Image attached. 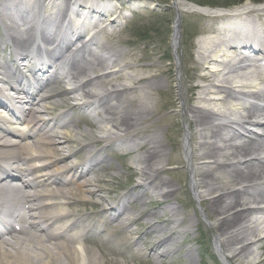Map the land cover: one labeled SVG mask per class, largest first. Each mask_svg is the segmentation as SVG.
<instances>
[{
  "label": "bare ground",
  "instance_id": "1",
  "mask_svg": "<svg viewBox=\"0 0 264 264\" xmlns=\"http://www.w3.org/2000/svg\"><path fill=\"white\" fill-rule=\"evenodd\" d=\"M148 3L0 0V26L6 33L1 56L8 46L12 50V57L0 63V82L15 91L17 103L31 104L24 116L7 119L15 114V104L2 98L0 91L4 112L0 114V218L6 219H0V264H117L103 255L118 254L124 245L128 251L123 258L139 256L144 245H149L145 253L168 257L175 253V237L190 234L189 227L196 225L195 218L187 229L181 228L186 218L179 206L167 202L180 188L160 176L172 150L161 139L159 126L165 120L170 127V114L152 120L173 106L162 99L163 81L167 86L172 81L170 69L160 57L152 62L151 57H139L132 49L118 50L103 39L114 35L123 18L120 6ZM172 4L180 13L193 10L212 17L206 19L191 53V86L184 85L180 62L175 65L176 109L187 115L182 147L190 189L206 218L214 219L211 228L221 261L257 264L247 260L256 256L257 243H264V132L263 136L253 132L256 127L264 130V5L231 12L185 0ZM89 30L92 33L84 39ZM172 40L177 47L178 25ZM76 41L82 44L75 46ZM58 82L70 85L62 94L72 95V108L83 112L86 120L95 118L101 130L108 124L101 139L116 142L133 155L139 181L132 191L140 189L133 202L140 204V215L132 216L133 204L120 196L112 205L99 189H86L100 186L92 175L105 159L94 161L97 150L89 142L80 143L79 150L89 157L94 154V162L71 161L72 143L89 132L69 129L74 122L60 120L65 110L54 117L42 116L50 113L49 96L39 92ZM150 120L156 126L139 127ZM66 173L77 175L65 179ZM84 192L108 206L93 201L84 206L89 210L84 216L70 220L79 214L71 205L86 203ZM153 194L167 203L155 208ZM95 213L102 215L104 225L92 222ZM90 230L103 233L105 241L97 244L98 251L86 244L85 232ZM163 232L167 235L149 242L151 234ZM159 248L163 249L158 252Z\"/></svg>",
  "mask_w": 264,
  "mask_h": 264
},
{
  "label": "rangeland",
  "instance_id": "2",
  "mask_svg": "<svg viewBox=\"0 0 264 264\" xmlns=\"http://www.w3.org/2000/svg\"><path fill=\"white\" fill-rule=\"evenodd\" d=\"M148 1L150 3L147 5L132 8V11H128V8L131 9V7L126 8L127 6L125 5L119 7L118 13L121 14L123 18L120 19L119 24L115 27L114 35L106 36L103 39L108 40L110 44H115L118 50L125 52L132 49L139 57H151L153 59L152 62H158V58L160 57L164 64L169 67L172 81L168 86L163 81L162 89L165 94L163 96L160 94V98L162 96L163 100L171 101L173 106L171 108H165L152 120L156 121V119H159V117L167 111V113L170 114V120H167L170 127H166L165 120H161L162 124L160 123L159 126L162 129L160 134L161 139L165 143L167 142V148L170 149L171 147L172 150L167 161L163 163L165 169L160 173V176L161 178L171 182L175 188H180L174 196L168 198L167 202L172 205L179 206L182 212L181 215L186 218L184 223L181 224V228L187 229L189 227V222L195 218L197 221L196 225L189 227L191 231H189L190 234L175 237V241L173 242L175 253L168 257L156 258L148 253H145L149 245L142 246L144 249L139 256H125L124 259L122 255L128 251L127 245H124L120 246L121 249L118 254L117 252H111V255L114 256L113 258L111 255L107 254H104L103 257L108 256L110 260L115 259L117 260V264H224L221 261L215 247V233L211 228V224L214 219L211 220L210 218H206L202 206L199 204L198 200L195 199L190 189V173L186 166V160L182 147V138L185 131L184 125L187 123V115H182V112L178 108L176 109L177 96L176 83L174 81L176 73L175 65L177 62H180L184 85L187 87L191 86V53L194 52L195 42L202 36L201 34L204 33L202 28L205 25L206 19H211L212 17L191 10L182 11L180 15V26L178 29V44L177 47H175L173 45L172 38L174 35L176 10L171 0ZM188 1L200 3L202 0ZM203 1L212 2L213 5L217 6L216 8H221L218 6H222L233 0ZM242 4L248 5V8H258L260 6H255L254 3L252 5L251 0H244L241 2V5ZM263 5L264 3H262L261 6ZM236 7H238V5ZM231 8L234 7H230L229 10ZM133 9H137V12L133 13ZM242 11L243 10H240L238 12ZM4 34V28L0 26V48H2V45H5ZM142 35H145L146 39L142 38ZM3 53L4 54L1 56L0 52L1 64L5 63L7 59L12 57V50L9 46ZM148 60L149 59L143 60L142 63H146L145 61ZM103 71H105V69L97 70V72ZM125 71H128V69H125ZM0 85L4 84L0 82ZM69 87L70 85L67 83L63 84L58 82L46 86L42 92H39L40 94L49 96L46 100V104L50 113L42 116L48 118L54 117L65 110V114H63L61 118L63 120H72L74 122V125H71L69 129H86L89 132V134L85 135L82 139H77L76 142L72 143L71 151L75 152V154L71 158V161H76L78 158H82L86 155L85 150H79V145L80 143L87 144L89 142L92 148H96L98 156L105 159V161L96 166V171L92 175L93 178L98 181L97 184L100 186H87L86 189H99V195H103L111 201H114V199L119 196L128 197L130 198V201H132V199L140 193V189L132 191L134 185L139 181L138 174L136 173L137 164L132 161L133 155L122 154L125 151H122L119 145H116V142H108V140L101 139V136L105 134L106 130L109 128L108 124H103L104 130L98 129L95 122L96 119L94 118L95 111L90 112V115L94 118L91 121L90 119L86 120L83 117V112L72 108V106H75V100L69 97L72 95L69 93L64 95L62 94L64 90H70ZM20 106L29 107L30 104L22 103ZM27 109L26 112L29 111ZM152 121H147L139 127L143 128L156 126L157 123H153ZM59 135L64 134L59 133ZM70 135L73 139L75 138L72 133H70ZM54 157L57 158L58 156L54 155ZM73 174L76 173H66L65 176L70 178ZM84 195L86 203L83 204L78 202L79 204L77 203L76 205L81 209V211L84 210L83 208L85 205H89V203H91L90 201H102L103 205L106 203L97 196H90L86 192H84ZM162 199V197L153 194L151 200H153L152 202L154 203L155 208L158 209V207L167 203L162 202ZM131 204H133V207H129V213L132 216L140 215L143 211L139 208L140 204L137 202H132ZM150 204L146 206L149 209L151 206ZM153 220H155V217ZM133 228L134 230H140V232H142V228L140 226L134 225ZM166 235L167 233L165 232L160 234H151L148 237V240L149 242H155L157 239ZM257 246L256 256H252L247 261L248 263L257 262V264H264V243H257ZM90 248L98 251V246H96L93 241L90 242ZM162 249L163 248H159L158 252ZM191 250L193 251L191 252ZM98 255L100 256L101 254L98 253Z\"/></svg>",
  "mask_w": 264,
  "mask_h": 264
},
{
  "label": "trees",
  "instance_id": "3",
  "mask_svg": "<svg viewBox=\"0 0 264 264\" xmlns=\"http://www.w3.org/2000/svg\"><path fill=\"white\" fill-rule=\"evenodd\" d=\"M238 1H241V0H233V1H231V2H228V3H226L225 5H231V4H235V3H237ZM252 1H261V0H252ZM200 3H202V4H212L213 5V3L212 2H208V1H200Z\"/></svg>",
  "mask_w": 264,
  "mask_h": 264
}]
</instances>
